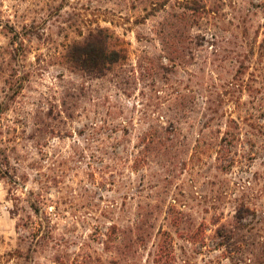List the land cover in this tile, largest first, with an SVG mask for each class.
<instances>
[{
  "label": "rangeland",
  "instance_id": "obj_1",
  "mask_svg": "<svg viewBox=\"0 0 264 264\" xmlns=\"http://www.w3.org/2000/svg\"><path fill=\"white\" fill-rule=\"evenodd\" d=\"M0 264H264V0H0Z\"/></svg>",
  "mask_w": 264,
  "mask_h": 264
},
{
  "label": "trees",
  "instance_id": "obj_2",
  "mask_svg": "<svg viewBox=\"0 0 264 264\" xmlns=\"http://www.w3.org/2000/svg\"><path fill=\"white\" fill-rule=\"evenodd\" d=\"M105 33V30L100 29L97 34H92L84 45V49L87 51L83 54L79 53L77 56L71 55V59L78 69L87 71V69L97 67V71L100 72L106 67L109 68L119 63L120 53L110 50Z\"/></svg>",
  "mask_w": 264,
  "mask_h": 264
}]
</instances>
